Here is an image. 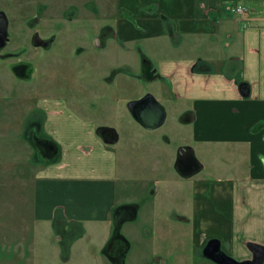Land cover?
Segmentation results:
<instances>
[{
	"label": "crops",
	"instance_id": "1",
	"mask_svg": "<svg viewBox=\"0 0 264 264\" xmlns=\"http://www.w3.org/2000/svg\"><path fill=\"white\" fill-rule=\"evenodd\" d=\"M115 1L119 16L114 27L121 40L169 35L173 44L166 45L156 63L157 78L165 84L121 97L110 96L112 102H123L117 115L122 120L105 123V127L87 120L85 111H78L82 116L71 114L66 107L70 104L62 98L46 100L55 102L56 107L47 108L43 128L45 125L46 133L59 143L60 157L34 176L35 217L59 223V235L70 229L67 223L76 224L68 247L62 246L65 259L71 256L75 241L86 235L87 225L100 227L102 232L95 233L98 237L91 242L97 248L104 247L112 263L111 214L117 182L128 169V165L124 169L126 152L122 155L120 148H128L135 141L136 154L148 157L159 152L152 164L162 163L169 171L174 166L175 173L170 172L173 181L177 177L179 186L190 184L187 202L175 204L170 222L190 226L193 248L201 251L208 239L215 238L235 260L251 259L250 244L264 247V0ZM239 4L247 7L246 20L228 10ZM240 83L248 85L247 96L242 95ZM146 92H151L164 108L165 99L180 104V119L172 120L180 124L177 134L166 135L168 129L160 132L159 127L145 129L131 117L125 102ZM93 99L95 104L97 99ZM100 100L106 101L105 94ZM99 128L110 129L111 140L116 139L103 141ZM121 139L129 143L123 144ZM117 142L119 148L115 147ZM179 146L189 150L187 158L181 156L186 161L184 167L178 166ZM209 151L223 164L218 172L211 171L214 175H202L206 163L201 155ZM228 156L230 159H226ZM168 181V175L161 179L146 175L135 178L138 187L145 190V200L155 195H148V190H158L157 183ZM138 214L139 205L135 218ZM154 231L146 228L137 234L139 243L150 244L152 256L147 264H160V257L155 258L157 248L149 240Z\"/></svg>",
	"mask_w": 264,
	"mask_h": 264
},
{
	"label": "rangeland",
	"instance_id": "2",
	"mask_svg": "<svg viewBox=\"0 0 264 264\" xmlns=\"http://www.w3.org/2000/svg\"><path fill=\"white\" fill-rule=\"evenodd\" d=\"M45 1L55 3L59 7H62L63 3L66 4L65 0ZM70 1L79 4V0ZM95 4L98 12L95 28L90 31V35H86L87 25L83 19L69 22L72 29L64 32V42L58 50H62L63 54L62 73L60 74L61 71L57 68H53V75L43 78L47 86L42 90L25 87L16 89L15 80L6 68L1 67L0 62V264H112L105 254L104 247L97 248L91 242L98 237L94 235L95 233L102 232L100 227L93 228L87 225L86 235L75 241L71 256L65 259L62 241L66 243L68 237L65 235L62 238L57 233L61 229L60 224L57 222L53 224L52 221L47 222L35 217L34 176L38 171L41 172L44 166L58 161L60 150L58 143V152L45 156L43 151L38 150L41 146L35 141L26 140L24 135L26 127L29 126L24 122V116L31 110L29 107H35L34 98L36 96L39 99L46 98L40 95V92H51L55 96L57 94L66 96L70 92L75 99L77 96V99L81 100L86 95L84 92L87 91L83 87L89 89L90 92L86 95L88 103L70 104L66 107L71 114L78 116L83 115L78 111H85L87 120H92L97 125L101 124L99 127H105L106 125H103L105 123L122 120L117 115L123 108V102L116 100L112 102L109 99L110 96L121 97L123 93L131 94L136 90L158 88L165 84L160 78L146 79L142 73V63L143 56H146L156 69L157 56L164 53L166 45L173 44L169 35L165 34L159 38L142 37L125 42L117 36L119 34L115 30L118 39H114L111 34L106 41V46L98 47L95 43V39L99 38L98 27L101 25L116 26L115 14L118 15V7L115 0H99ZM103 5L111 7L112 11L102 13ZM71 11L66 10L64 15ZM79 50L82 54L77 55ZM54 56V51L48 52L49 64ZM182 57H185V54ZM198 65L201 66L202 63ZM38 80L32 78L26 83L34 84L38 83ZM109 90L112 93H107ZM104 94L106 101L102 103L100 96ZM23 97H27L32 102H24L21 99ZM93 97L97 99L95 104ZM165 101V120L159 126L160 132L168 129L169 133L165 131L164 134L169 135L172 134L171 132L177 134L180 126L177 123L181 116L180 104L172 99L169 102L168 99ZM124 105L127 108V102ZM37 106L39 114L44 112L43 125L48 118L47 108L51 106L55 108L56 104L40 100ZM55 119L56 117L53 116L52 121ZM173 119L177 122L172 121ZM52 121L50 119L49 122L52 123ZM44 128L46 129L45 125ZM142 141L140 138L139 142ZM118 143L115 145L116 148L121 146ZM121 143L127 144L129 141L121 139ZM134 144L135 141L130 142L131 146L128 148H120L122 155L123 151L126 152L127 164L124 169L128 165L125 174L129 175L123 173V182H117L116 203L110 224L109 239L113 236L117 222L115 218L123 212L122 207L139 205L138 216L120 226L121 234L128 237L126 239H129L130 245L125 255V264H147L148 258H151L150 244L147 245L144 241L139 243L141 238L137 237L138 232L146 228H150L152 233L154 229H159L158 232L154 231V236L149 240H153L154 247L157 248L158 254L155 258L160 257V264H211L210 260L201 256L202 250L193 248L190 226L181 222L177 224L170 222L174 214L172 208H176L175 204L184 205L187 202L190 184L183 182L179 186L177 177L173 181V174L170 173L171 171L175 173L174 166L169 171L162 163L152 164L160 153L149 154L148 157H146L147 154L138 155L134 151ZM137 148L141 149L138 146ZM131 153L130 158L128 156ZM139 158H142V163H138ZM201 159L206 163L202 175H214L211 171L218 172V168L223 164L220 157L217 158L212 151L203 153ZM226 159H230V156ZM185 163V160H181L178 166L184 167ZM145 175L159 179L165 175L169 176L168 183H157L160 186L158 190L147 191L148 195L155 193L147 200L143 196L145 190L135 183V178ZM184 193L186 194L183 195ZM67 225L70 231H77V226L73 222Z\"/></svg>",
	"mask_w": 264,
	"mask_h": 264
},
{
	"label": "flooded vegetation",
	"instance_id": "3",
	"mask_svg": "<svg viewBox=\"0 0 264 264\" xmlns=\"http://www.w3.org/2000/svg\"><path fill=\"white\" fill-rule=\"evenodd\" d=\"M65 1L66 4L64 5L63 3V6L59 7L57 4L48 3L45 0H0V62L1 67L6 68L15 80L16 89L17 87H25L27 89L34 88L42 90L47 86L43 78L47 77V75H53V68H57L61 71L60 74L62 73V67L64 65L63 54L62 50H58L63 45L64 32L72 29L70 28L69 22L83 19V22L87 25L86 35H90V31L95 28L96 13L98 12L95 6V0H79V4L73 3L70 0ZM66 10L72 11L64 15ZM101 11L102 13H108L112 9L111 7L105 6L104 10ZM118 16L119 12L118 15L115 14V20H117ZM98 30L99 38L95 39L98 47H105L106 41L111 34H113L112 37L114 39H118L113 26L101 25V27H98ZM49 51L55 52V56L52 58L50 64L48 63ZM80 54H82L81 50L78 51L77 55ZM32 78L39 79L38 83H26ZM18 81L23 83L19 84ZM83 88L87 90L84 92L87 95L90 92L89 89ZM40 95L46 98L39 99L36 96L34 98L35 107H29L31 110L24 116V122L30 127L33 125L24 132V135L37 142L41 146L40 149H42L47 138L40 128L34 125L37 122H41L42 115L44 114L43 111L42 114L38 113L39 107L37 105L40 103V100L46 102L49 99L58 100L62 98L67 101V104L71 105L79 103L85 104L89 101L86 95L81 100L79 98L77 99V96L75 99V96L70 92L66 96L64 94H57L55 96L47 91L40 92ZM21 99L26 103L32 102L27 97ZM99 131L104 139H112L110 137L112 133L110 129L99 128ZM188 151L185 150L179 154V163L181 156L183 158L189 156ZM122 208H124L122 210L123 212L115 218L117 221L116 224L120 223V225L134 219L136 214V205H126ZM70 233L71 231L69 229L65 230V232H60V235L62 238L67 235L69 241L71 238ZM110 241H112L110 247L111 253H114L121 242L124 241L126 244H129V241L122 234L113 239L111 238ZM65 244L67 242L62 241L63 247H65Z\"/></svg>",
	"mask_w": 264,
	"mask_h": 264
},
{
	"label": "water",
	"instance_id": "4",
	"mask_svg": "<svg viewBox=\"0 0 264 264\" xmlns=\"http://www.w3.org/2000/svg\"><path fill=\"white\" fill-rule=\"evenodd\" d=\"M142 73L148 80H153L159 77L156 73V69L153 68L152 63L146 57H143ZM240 91L243 96H247L249 93L248 85L240 83ZM127 110L131 117L145 129H155L159 127L165 120V109L163 105L155 98L151 92H146L139 98L129 100L127 102ZM116 139V138H115ZM114 139V140H115ZM114 140H106L105 142H113ZM57 147L50 142H45L44 147L40 149L45 156L56 153ZM186 150V146H179L177 149L178 154L183 153ZM120 223H117L113 230V236H119ZM252 250V257L249 260L237 261L227 253H225L221 247L218 239H208L202 248V256L216 264H263L264 259V247L257 244H250ZM129 248V244L124 241L119 244L112 256L113 264H125V255Z\"/></svg>",
	"mask_w": 264,
	"mask_h": 264
},
{
	"label": "trees",
	"instance_id": "5",
	"mask_svg": "<svg viewBox=\"0 0 264 264\" xmlns=\"http://www.w3.org/2000/svg\"><path fill=\"white\" fill-rule=\"evenodd\" d=\"M201 61H197L196 62V64H198V63H200ZM195 64V65H196ZM36 127L38 126L39 128H40V130L44 133V135H45V137L47 138V142H50V143H53L56 147H57V149H58V145H57V143L52 139V137L49 135V134H47L45 131H44V128H43V125H42V119H41V122L40 123H38L37 122V124H34ZM40 125V126H39ZM33 126V125H32ZM31 126V127H32ZM30 126H27L26 127V130L27 129H29V128H31ZM26 136V135H25ZM26 140H30V141H34V140H32L30 137H28V136H26ZM54 158V157H53ZM53 158H51V159H53ZM80 227V226H79ZM75 237V236H74ZM114 238V237H113ZM68 243L67 244H65V247H68Z\"/></svg>",
	"mask_w": 264,
	"mask_h": 264
},
{
	"label": "built area",
	"instance_id": "6",
	"mask_svg": "<svg viewBox=\"0 0 264 264\" xmlns=\"http://www.w3.org/2000/svg\"><path fill=\"white\" fill-rule=\"evenodd\" d=\"M229 11L235 15H239L243 20L247 19V7L245 5L230 6Z\"/></svg>",
	"mask_w": 264,
	"mask_h": 264
}]
</instances>
